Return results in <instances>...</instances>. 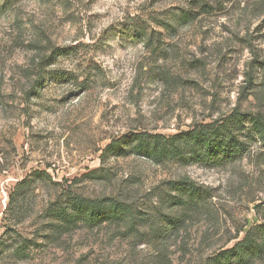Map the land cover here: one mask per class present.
<instances>
[{
	"label": "rangeland",
	"instance_id": "obj_1",
	"mask_svg": "<svg viewBox=\"0 0 264 264\" xmlns=\"http://www.w3.org/2000/svg\"><path fill=\"white\" fill-rule=\"evenodd\" d=\"M263 60L264 0H0V264H210L263 224L264 147L248 140L243 159L208 168L157 164L130 142L233 110L264 116ZM120 140L124 153L106 151ZM33 173L51 183L31 185L15 225L4 212ZM183 177L205 206L170 235L158 196ZM56 191L118 198L146 219L53 241Z\"/></svg>",
	"mask_w": 264,
	"mask_h": 264
},
{
	"label": "trees",
	"instance_id": "obj_2",
	"mask_svg": "<svg viewBox=\"0 0 264 264\" xmlns=\"http://www.w3.org/2000/svg\"><path fill=\"white\" fill-rule=\"evenodd\" d=\"M260 66L264 70V60L260 62ZM248 140L264 147V116L240 114L233 110L212 123L193 125L188 131L168 136L135 134L130 142L138 156L157 164L176 162L182 166L196 164L208 168H221L235 164L248 154ZM122 144L121 140L112 142L106 147V151L111 154L124 153ZM36 182L45 186L51 183L46 175L40 173H33L29 178L17 183L4 212L6 218L9 216L13 220L17 218L20 214L17 212L18 206L32 194L29 189ZM52 186L59 187L58 183ZM167 192L164 197L158 196L161 202L156 208L159 212L156 211L155 215L156 218L162 216L160 222L169 227L171 235L173 231L180 230L188 216L204 209L207 194L186 177L168 182ZM164 210L168 213L163 214ZM174 210L177 215L170 213ZM142 216L144 213L118 198L89 199L71 191L60 193L56 191L43 212L50 232L45 238L59 240L79 228H99L103 224L124 226L129 231H137L138 225L146 219ZM23 220L25 219L19 215L14 221L15 225L22 223ZM149 222L151 233L157 234L158 224L154 221ZM238 232L239 230L235 235ZM19 248L22 249V245ZM263 256L264 223L250 227L242 239L230 249L220 251L210 260V264H250L253 260L262 259Z\"/></svg>",
	"mask_w": 264,
	"mask_h": 264
}]
</instances>
